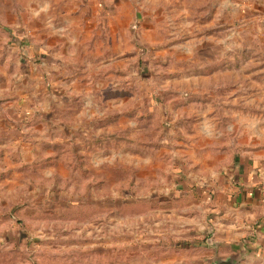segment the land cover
Listing matches in <instances>:
<instances>
[{
    "label": "rangeland",
    "instance_id": "1",
    "mask_svg": "<svg viewBox=\"0 0 264 264\" xmlns=\"http://www.w3.org/2000/svg\"><path fill=\"white\" fill-rule=\"evenodd\" d=\"M75 18L72 66L30 23ZM0 128V264L191 260L242 164L264 187V0H0Z\"/></svg>",
    "mask_w": 264,
    "mask_h": 264
},
{
    "label": "crops",
    "instance_id": "2",
    "mask_svg": "<svg viewBox=\"0 0 264 264\" xmlns=\"http://www.w3.org/2000/svg\"><path fill=\"white\" fill-rule=\"evenodd\" d=\"M90 22L91 21H88V23ZM82 23L83 22L80 18H75L74 20H64L58 24L56 22H50L49 19L48 21L45 19L40 21H38V19H32L30 28L38 40L46 36L48 37L49 42H52V38H57L60 41H68V44L65 46V51L71 47V58L69 64L75 66L77 63L81 64L80 60L79 62H76L75 56L81 54L80 45L85 42L82 41L80 43L79 38L82 34H87V29L82 26ZM49 46L48 48L51 47ZM24 67L30 68L29 64L24 65ZM32 67V77H34L36 81H41L45 73L49 76V71L51 68L48 65H43L44 69L35 68L34 65H32ZM26 68H23L21 71L26 72ZM40 70L42 73H39ZM74 70L77 69H71L72 75H70L71 86L69 91L71 90V93H73L75 90L76 84L78 82L74 76ZM19 77L20 79L23 78V74H21ZM52 87V94L50 95L48 90L47 97H52L51 101L55 102L54 84H52ZM33 113H36V115L39 117L35 119V122H32L33 124L27 125L26 127L47 124V126L50 128V126L54 125L52 122L55 115L53 110L40 112L38 109H36L33 111ZM7 131L10 132V129H7ZM2 134L3 131L0 130V145L4 144L2 137L4 135ZM8 134L5 137L9 139L10 134ZM12 141L13 140H9L8 142L11 143ZM13 146L14 145L12 144V147ZM8 147L12 149L10 145H8ZM33 149L34 150L28 151L25 154H31L32 156L39 155L37 148ZM15 153H17L14 155L17 157L18 161H21V166L17 162L11 160L9 156H7L6 158L9 161L8 169H15L17 166H30L35 160V157L28 159L24 156H21L20 153H22V150ZM14 155L12 153V156L15 159L16 157ZM235 168L237 170L236 172L238 173L242 169L246 168L247 173L249 174L247 178L245 177V179H242V182L245 183L244 187H241V189L238 190L233 191L232 189L234 188L232 187L234 186L232 185V181H227L228 183L226 187L228 192H226V194L229 206L225 205L226 208H223V211L224 214H227L228 216H222L213 223V227H208V229L211 231L209 232L211 233V236L205 242L195 243L189 247L198 251L197 255H192L191 260H185L184 258L174 256L176 258V261H174L175 264H218L220 261H234V264H264V187L259 186V181L254 177L255 174L253 169L248 171V167L243 166V164L240 166L241 170L237 166ZM2 170L3 169L0 168V172L4 171ZM14 174L18 175V172L14 171ZM238 177H240V175H238ZM239 190L242 191L239 192ZM181 247L187 248L184 246V244H181ZM166 257L168 258L169 256ZM166 263L168 264V262Z\"/></svg>",
    "mask_w": 264,
    "mask_h": 264
},
{
    "label": "water",
    "instance_id": "3",
    "mask_svg": "<svg viewBox=\"0 0 264 264\" xmlns=\"http://www.w3.org/2000/svg\"><path fill=\"white\" fill-rule=\"evenodd\" d=\"M218 264H234V261H228V262L220 261L218 262Z\"/></svg>",
    "mask_w": 264,
    "mask_h": 264
},
{
    "label": "trees",
    "instance_id": "4",
    "mask_svg": "<svg viewBox=\"0 0 264 264\" xmlns=\"http://www.w3.org/2000/svg\"><path fill=\"white\" fill-rule=\"evenodd\" d=\"M184 246H186L187 248H189L191 246V244L186 243Z\"/></svg>",
    "mask_w": 264,
    "mask_h": 264
}]
</instances>
